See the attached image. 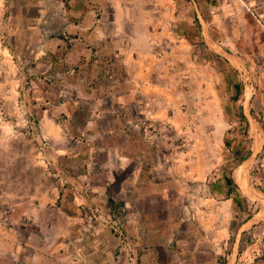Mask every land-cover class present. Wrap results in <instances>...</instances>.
<instances>
[{"label": "rangeland", "instance_id": "374dc122", "mask_svg": "<svg viewBox=\"0 0 264 264\" xmlns=\"http://www.w3.org/2000/svg\"><path fill=\"white\" fill-rule=\"evenodd\" d=\"M175 1L178 6L176 25L153 26L149 34L159 37V31L162 35L172 33L178 37L177 43H161L155 51L158 67L155 76L171 86L156 92L161 93L162 100L170 101L173 113L178 115L172 123L156 122L149 128L158 134L150 138L158 150L156 162L164 175L165 167L171 169L168 175L172 179L177 177V181L170 192L172 201L166 203L158 198L147 201L142 206L144 215H148V221H158L167 215L177 219L180 228L171 243L179 240L188 246L194 244L188 236L190 226L181 224L180 219H184L186 213L188 217L194 213L195 218L213 224L216 218L219 224L231 226L228 248L218 252L219 262L264 264V0ZM203 3L210 8H201ZM11 15L8 8L0 10L2 226L8 220L5 212L10 210L11 202L32 196L52 198L71 194L70 190L62 188L63 181L71 175L67 171L73 163L67 159L71 155L59 156L58 151L67 150L84 138L77 133L66 135L71 127L67 110L72 108L70 103H86L87 108L75 114L78 126L86 124L90 106L97 114L106 110L99 118L100 126H106L109 84L117 80L113 69L109 73L107 52L81 66L79 62L83 60L69 58L70 52H76L75 34L51 26L39 29L42 37L37 34L12 37L7 27ZM206 35L213 36L218 45L234 56L223 51L217 53V46L213 43L210 46L199 38ZM55 37L65 39L58 49L49 43ZM182 37L193 39L188 57L183 54L188 48ZM167 45H171L173 51L168 52ZM104 46L107 47V43ZM63 51V55L69 52L71 62H67V56L60 55ZM119 67L116 64L117 71ZM129 111L131 118H136L134 122L141 125L143 117L132 109ZM190 146H193L191 151ZM75 148L79 147H72ZM105 158L104 152L98 155L99 161ZM87 159L90 156L79 160ZM176 163L179 170L189 167L191 176L175 171ZM208 170V177L203 178ZM73 171L74 175L85 172L83 169ZM129 173L130 169L120 171L118 180ZM227 177H232L234 182L229 183ZM91 189L79 192L87 195ZM117 190L118 183H115L110 191L116 193ZM99 205L102 206H96L99 210L84 205L87 225H97V220L108 228L113 238L105 261L98 264H123L125 259L138 263L140 252L135 243L142 244L146 235L142 234V229L133 235L134 228L131 225L128 229L127 217L132 209L139 208L132 207L128 212L126 206L115 205L109 209L111 216L104 203ZM206 212L211 213L212 219H208ZM144 221L140 213L136 228ZM25 225L20 228L23 237L26 236ZM10 231L0 227L1 247L15 240V235L10 238ZM12 231L18 230L13 228ZM195 235L200 236V231L194 232L193 237ZM14 252L21 258L32 256L28 249ZM158 256L162 264L181 257L168 251H161ZM10 259L7 252H0V264H9ZM196 260L205 262L207 255L197 254Z\"/></svg>", "mask_w": 264, "mask_h": 264}, {"label": "crops", "instance_id": "0c3cea01", "mask_svg": "<svg viewBox=\"0 0 264 264\" xmlns=\"http://www.w3.org/2000/svg\"><path fill=\"white\" fill-rule=\"evenodd\" d=\"M204 7L210 8L209 4H201V8ZM4 8L12 11L11 20L7 25L10 36L30 37L37 34L38 37H42L39 29L57 26L64 32L76 35L74 38L76 52L74 51V54L70 52V59L83 60L79 62L82 66L86 61L87 64L92 63L98 55L101 57L103 52H107L109 70L113 69L117 79L113 81V85L109 84V118L106 126H100L99 122V118L103 115L101 112H107L106 110L97 114L90 106L89 118L84 126L76 124L75 114L85 110L86 103L82 101L70 103L72 108L67 110L69 113L67 121L71 127L68 131L65 130L66 135L77 133L82 134L79 136L84 138L74 143L73 146L79 148L72 149L71 146L67 150L58 151L59 156H65L64 153L71 155L67 158L73 162L67 168L71 175L65 180L67 183L65 181L62 183V188L70 190L71 194H59L52 198L32 196L30 199L10 203V210L5 212L8 220L3 226L0 224L1 229L12 231L13 228H17L18 230L9 232L10 238L12 235L16 236L15 240H10L4 247L0 246V252H7L11 257L9 264L104 262L113 238L104 224L96 220L97 225L92 226L87 225L85 221L87 218L84 205L101 206L99 203L106 205V211L108 210L107 213L109 212L110 215L109 209L115 205L126 206L128 212L132 207L139 208L137 211L132 209V213L127 217L128 229L131 225L134 228L133 235L140 233V229L143 230L142 234L146 235L141 241L142 244L137 241L135 243L138 245L135 247L140 252L139 261L131 263L125 259L123 264H162L158 256L161 251L181 256L168 264H228L219 262L217 257L218 252L228 248L231 238L230 224H219L216 218L215 222L210 224L197 216L195 218L194 213L192 217H188L186 213L184 219H180L181 224L188 223L190 226L191 235L188 236L194 244L188 246L179 240L171 243L179 232L180 225L177 219L167 215L158 221H148V215H144L142 208L143 204L155 198L166 203L171 202L170 192L174 188L175 180L177 181V177L172 179L168 175L171 169L165 167L164 175L156 162L158 150L150 138L158 134L149 128L156 122L172 123L178 115L173 113V105L170 101L162 100L161 93L156 92L170 89V84L155 76L158 70L155 60L156 49L161 43L171 44L178 41V37L172 33L162 35L159 31V37L149 34L153 26L176 25L178 18L176 1L0 0V10ZM33 10L36 11L35 14L31 13ZM199 38L210 46L212 43L213 46H217V53L223 51L229 56H234L218 45L219 42L213 36L206 35ZM183 39L188 48L183 54L188 57L193 39L182 37ZM62 42H65V39L60 37L51 38L49 41L57 49ZM106 43L107 47L104 46ZM167 46L170 47L168 52L173 51L171 45ZM63 53L64 51L60 55L67 56V62H71L68 58L69 52L67 55ZM116 64L120 65L119 71L116 69ZM131 109L143 117L140 120L141 125L134 122L135 117L131 118L129 111ZM130 124L140 127L136 129ZM192 148L193 146H190L188 149L191 151ZM102 152L106 154V158L104 161H99L98 155ZM85 156H90V159L79 160ZM74 169H83L85 172L83 174L76 172L74 175L72 174ZM127 169H130V173L118 180L120 171ZM174 170L181 172L183 176L192 174L189 167L179 170L177 163L174 165ZM209 171L203 178L208 177ZM69 182L72 186L68 185ZM115 183H118V190L112 193L110 189ZM85 188H92L91 193L80 194L79 191ZM232 200L235 201V198L232 197ZM96 210H99L98 207ZM138 212L146 221L136 228L140 218ZM205 214L209 215L208 219H212L210 212ZM2 217L3 212L0 213V221H3ZM23 224H26L24 237L21 235ZM197 230L201 235L193 237ZM83 233H85L84 239ZM21 248L31 250L32 256L18 257L14 251ZM231 248L234 250L236 244H232ZM200 253L207 255L205 262L196 260L197 254Z\"/></svg>", "mask_w": 264, "mask_h": 264}, {"label": "trees", "instance_id": "16d2710c", "mask_svg": "<svg viewBox=\"0 0 264 264\" xmlns=\"http://www.w3.org/2000/svg\"><path fill=\"white\" fill-rule=\"evenodd\" d=\"M238 88H239V85L237 86V90H238ZM239 91V90H238ZM227 181L229 182V183H233L234 182V180H233V178L232 177H227ZM232 192V189H230L229 190V194Z\"/></svg>", "mask_w": 264, "mask_h": 264}, {"label": "built area", "instance_id": "2783aa9c", "mask_svg": "<svg viewBox=\"0 0 264 264\" xmlns=\"http://www.w3.org/2000/svg\"><path fill=\"white\" fill-rule=\"evenodd\" d=\"M110 72H112V70H109V73ZM111 76H113V75H111ZM115 228V227H114ZM116 231L118 232V234H119V237H122V233L121 232H119V230L116 228Z\"/></svg>", "mask_w": 264, "mask_h": 264}]
</instances>
